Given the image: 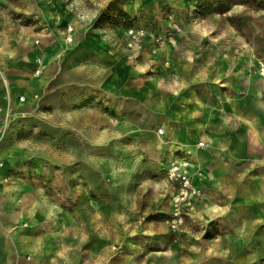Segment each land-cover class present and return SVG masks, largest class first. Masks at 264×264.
<instances>
[{
  "label": "rangeland",
  "instance_id": "obj_1",
  "mask_svg": "<svg viewBox=\"0 0 264 264\" xmlns=\"http://www.w3.org/2000/svg\"><path fill=\"white\" fill-rule=\"evenodd\" d=\"M42 1L0 0V70L15 72L0 71L6 91L5 81L25 88L34 71L47 10L60 6L82 19L52 26L48 40L64 38L70 25L92 37L82 69H63L61 48L35 103L21 97L13 108L11 94L0 100V151L9 156L0 155L7 184L0 203L21 202L13 230L44 237L40 253L21 257L32 264H239L237 250L221 246L238 230L239 195L254 199L258 191V171L247 170L245 185L233 178L224 195L188 152L198 142L208 147L203 135L194 138L215 120L239 128L240 118L254 134L264 125L257 94L264 0ZM171 136L186 151L156 146ZM175 161L202 189L182 224L168 180ZM218 204L231 212L212 217Z\"/></svg>",
  "mask_w": 264,
  "mask_h": 264
},
{
  "label": "crops",
  "instance_id": "obj_2",
  "mask_svg": "<svg viewBox=\"0 0 264 264\" xmlns=\"http://www.w3.org/2000/svg\"><path fill=\"white\" fill-rule=\"evenodd\" d=\"M75 35H78L76 31L74 32V36ZM65 36L64 38L61 36L55 38L53 36L52 40L43 38L41 39L42 47L40 49L37 48L33 52L35 53L47 48V46L53 44L54 41L60 42V44H63V47H65ZM34 53L33 55L36 56ZM36 57L40 59L38 55ZM8 70L9 69H7V71H0L1 73L5 72V74L9 72L15 73L12 71L8 72ZM45 71L46 69L42 70L41 74H45ZM36 78H39V75ZM8 80V84L10 85L9 90H11V87H15L21 91V94L18 97L11 94L13 98L11 100L12 106H14L13 108H19L22 104L21 102H23L20 101V98L24 97L27 86L25 84V88H21L17 86L12 79ZM38 84L41 83L35 81L33 84V86L38 89L33 90V95L35 96L38 95V92L40 91L37 86ZM3 86L4 84L2 81L0 82V100L6 102L7 97L4 96L3 90L5 91V89ZM36 100L38 99H35L34 97L29 101L35 103ZM215 121L214 122L218 124L215 126L213 125L214 129H205L202 136L207 138V136L211 134L214 140L213 146L212 143L207 141L209 145L206 149H203L206 151V154L209 155L211 160V162H207L205 165L206 170L209 171L211 177L209 181L212 183L211 185L218 184V186H221L219 187V191L225 195L228 193V187L232 186L230 181H232V183L234 182L233 178L238 180V182H236L238 185H245L247 180V175L245 174L247 173V170L248 172H250V170L258 171V174H255V182L258 191L256 192L254 199L248 194L241 193V195H239V203L242 205L239 210L243 211L245 217H247L249 221L246 225L242 226L243 222L241 221V218L238 220V230L235 233L232 231V236H229L228 240L225 239L227 241L221 246V250L225 253L227 250H237L238 253L236 254V257L238 258L239 264H264V125L260 126L261 128H258L259 130L256 132L257 135L254 134V130L245 129V124L239 126L242 123L240 118L237 121V127L239 128H230L228 121ZM196 134H198V131H196ZM194 161L195 163H198L195 160V157ZM241 170L242 172H240ZM20 203L14 200L9 202L6 201V199H2L0 203V264H11L15 261L20 262L21 264L33 263V261L26 263L21 257V254L24 253V251L20 250L19 241L16 240V242H13L6 236L7 233L16 232L13 229H15L21 221L19 211L20 206H18ZM24 230L25 229L19 228V230H17L19 231L18 234L25 232ZM236 234L237 236L235 237L234 235ZM12 238L14 239L13 233ZM223 258H226V255Z\"/></svg>",
  "mask_w": 264,
  "mask_h": 264
},
{
  "label": "bare ground",
  "instance_id": "obj_3",
  "mask_svg": "<svg viewBox=\"0 0 264 264\" xmlns=\"http://www.w3.org/2000/svg\"><path fill=\"white\" fill-rule=\"evenodd\" d=\"M46 1H42L43 4H46ZM48 2V1H47ZM180 4L182 5L181 1ZM180 5V6H181ZM44 17L45 20L47 22V25H45V27H47L42 33L38 34V36L42 37V38H46L49 37V35H51V31H52V26H61L64 25L66 23H70L71 25H73L77 20H82L81 17L77 16V15H73L70 13H67L65 8L62 7H57V8H51L49 10H47L44 13ZM74 36V35H73ZM92 36L88 35V36H83L80 37L78 35L74 36V40L75 43L73 42V44L68 45L65 44V56L63 58V69L66 70H74V69H82L80 68L81 66H79L80 61L79 58L84 54V50L85 47L87 45V41H89L91 39ZM61 47H63V44L61 45L60 42H53V44L47 46V48L41 50V51H37L34 54L40 57V59L38 60V63L36 64V66L32 69H34V71H30L28 72V75L26 77V81L25 84L27 86V90L25 91V95H24V100H31L32 98H37V96L33 95V90H38L37 88H35V86H33V84L35 83V81H38L40 83H47L44 82L49 75V70L51 68L50 64L51 61L53 60H57L60 57V53H62V49ZM248 54H254L253 50L248 47ZM255 61H257V58L255 57V55H253L251 57V61L249 62L250 65H254ZM45 75L43 76H39L42 70H45ZM260 74V86L257 90V94L259 95V100L261 102V104L264 106V100L262 101L263 98V89H264V69H261L259 71ZM219 79V77L217 78ZM10 87V85H9ZM11 90L4 92V96L7 97V95L12 94L15 97L20 96L21 91L19 89H16L15 87H11ZM11 91V93H10ZM29 91V92H28ZM34 96V97H33ZM203 130H200L198 132V134H196L195 136V140L198 139V136H202L203 135ZM182 137V136H180ZM181 138H177V136L173 137H169L167 139H163L161 137L158 138V140H154V142L156 143V146H159L160 148L163 146H168L172 149V147L176 148L177 150H183L186 151L185 148L183 147H178L176 140L178 141ZM207 141L212 143V146L214 145V140L212 135H208L207 136ZM182 140V139H181ZM184 144L183 146H185L186 144V140H183ZM205 145V146H204ZM201 146L206 147V144H199L196 143L195 145L192 146L191 151L188 152V154H194L195 155V160L198 162V164H200L202 167L205 166L207 164V162H211L209 155L206 154V151L202 150ZM152 146H150V148L147 150V152L150 153V149ZM8 153V151H1L0 155H2V158L6 159L9 156H6ZM173 162V161H172ZM175 164H178V161H175ZM5 172H6V166L4 165V163L0 164V189L3 190L7 187L6 181L4 179L5 176ZM207 199L209 201L210 198L207 196ZM212 204H214V202L211 201ZM240 205V204H238ZM217 208L214 209V211L212 212V217H223L225 215H228L231 212V208L227 206V204L224 206H221L220 204H218L216 206ZM233 217L237 218L238 220L241 218V221L243 222V225H246L248 223V219L247 217H245V214L243 213V211H240L239 208H237L236 210H234V215ZM239 228V227H238ZM19 231L16 232H12L13 233V237L15 240L19 241V247L20 250L23 251H29L33 254H38L40 253L42 246H43V241H44V237L42 236H35L33 234H31L28 230H25L26 234H18Z\"/></svg>",
  "mask_w": 264,
  "mask_h": 264
},
{
  "label": "built area",
  "instance_id": "obj_4",
  "mask_svg": "<svg viewBox=\"0 0 264 264\" xmlns=\"http://www.w3.org/2000/svg\"><path fill=\"white\" fill-rule=\"evenodd\" d=\"M205 0H194L198 3ZM74 28L70 25L66 32L65 43L68 45L73 44L74 42ZM41 41H37V44H40ZM264 69V65H263ZM5 86L8 88L9 84L5 81ZM203 144V143H200ZM202 147V146H201ZM193 173L191 170L186 171V168L180 164H174L170 167L168 171V180L169 182L177 187V194L174 199L176 205L175 221L179 219L182 224L183 219L187 216L188 212H191L194 208L196 201L202 197V189L196 185L193 179ZM178 223V222H177Z\"/></svg>",
  "mask_w": 264,
  "mask_h": 264
}]
</instances>
